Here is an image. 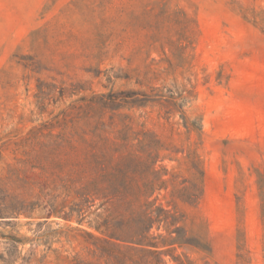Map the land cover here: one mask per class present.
Wrapping results in <instances>:
<instances>
[{"label":"rangeland","instance_id":"1","mask_svg":"<svg viewBox=\"0 0 264 264\" xmlns=\"http://www.w3.org/2000/svg\"><path fill=\"white\" fill-rule=\"evenodd\" d=\"M125 8L132 10L127 0H0V197L6 205L24 201L19 214L0 218L1 234L23 240L8 250L0 235V264H70L73 257L104 264L86 248L88 237L71 229L76 221L53 213L55 192L41 190L48 174L23 161L34 143L60 131L66 113L67 120L78 115L80 98L110 93L117 100L104 119L125 106L116 112L134 115L178 150L161 152L166 178L187 179L182 150L196 148L203 194L196 209H182L205 220L213 261L264 264L257 184L264 176V0H171L168 13L194 21L181 56L167 45L148 47L147 32L131 28ZM137 92L173 94L175 104L162 98L127 109L123 95ZM158 197L170 199L165 190ZM238 229L249 263L237 256ZM186 253L202 264L201 254Z\"/></svg>","mask_w":264,"mask_h":264},{"label":"trees","instance_id":"2","mask_svg":"<svg viewBox=\"0 0 264 264\" xmlns=\"http://www.w3.org/2000/svg\"><path fill=\"white\" fill-rule=\"evenodd\" d=\"M170 2L127 0L132 10H124L133 30L147 32L148 47L158 45L163 49L167 45L181 56L192 43L194 21L182 11L168 13ZM171 31L177 38L162 35ZM148 73L157 77L154 71ZM64 94L65 90L61 89L60 96ZM135 94L141 97L123 95L127 109L145 108L162 98L175 104L173 94ZM128 97L131 100H126ZM178 97L185 99L181 93ZM79 100L85 104L73 106L78 109V115L67 120L66 113L59 124L60 131L34 143V148L38 147L35 154L27 159L30 161H23L48 174L51 182L41 186V190L49 188L55 192L49 201L53 213L67 221L75 220L77 225L71 229L88 237L86 248L104 264H168L164 259L167 256L173 264H197L187 255V250L201 254L202 264H216L205 220L190 216L182 209V206L196 209L203 194L204 170L196 148L189 143L182 150L187 179L177 181L173 174L166 178L169 172L159 168L158 161L161 152H167L168 156L177 153L171 143L138 123L134 115L116 112L125 106L111 108L109 117L104 119L105 109L117 100L114 94ZM182 117L185 120L183 114ZM185 127L190 133L186 121ZM257 184L264 231L262 174ZM2 190L0 187V193ZM163 190L170 197L165 203L158 197ZM14 200L13 204L6 205L5 198L0 197V218L22 211L24 201ZM241 210L238 204L239 213ZM0 235L8 239V250L23 242L12 235ZM237 242L238 258L249 263L241 229L237 231ZM70 264L96 263L73 257Z\"/></svg>","mask_w":264,"mask_h":264}]
</instances>
